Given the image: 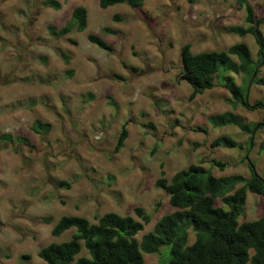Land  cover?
I'll return each instance as SVG.
<instances>
[{
	"label": "rangeland",
	"instance_id": "1",
	"mask_svg": "<svg viewBox=\"0 0 264 264\" xmlns=\"http://www.w3.org/2000/svg\"><path fill=\"white\" fill-rule=\"evenodd\" d=\"M46 1L0 0V264H47L39 252L76 233L73 228L52 235L65 216L93 224L109 212L139 219L135 209L142 207L152 222L141 239L176 210L156 186L162 164L168 180L201 160L210 168L214 159L227 163L224 171L213 167L216 176L250 177L249 161L264 176V153H259L264 126L247 154L249 134L231 125L216 128L209 118L233 111L245 122L263 123L264 110L234 107L221 84L190 101L192 87L182 78L185 43L195 54L245 43L258 61L254 37L230 32L247 26L238 0H145L138 9L125 4L102 9L100 0H55L59 10ZM250 2L257 19H264V0ZM79 6L88 11V28L52 35L50 27L60 30L71 23ZM104 28L118 34H103ZM260 29L264 33V22ZM91 33L113 50L92 44ZM232 75L244 84L243 74ZM250 97L251 103L264 100V86L253 85ZM35 121L50 123V132L35 133ZM123 128L129 136L116 153ZM6 135L25 137L30 145L5 141ZM220 136L241 148H213ZM61 182L72 186L60 188ZM216 205H223L220 199ZM261 217L264 196L248 192L239 222ZM194 240L190 232L189 244ZM161 251L167 257L166 248ZM144 257V264H160L163 258Z\"/></svg>",
	"mask_w": 264,
	"mask_h": 264
},
{
	"label": "trees",
	"instance_id": "2",
	"mask_svg": "<svg viewBox=\"0 0 264 264\" xmlns=\"http://www.w3.org/2000/svg\"><path fill=\"white\" fill-rule=\"evenodd\" d=\"M125 4L132 9L144 6L145 0H100V7ZM57 10L61 4L55 0L44 2ZM240 8L246 10V27H231L230 32L241 37L252 35L260 46L258 61L254 60L249 46L245 43L234 44L226 51H209L195 54L191 43L181 48L182 78L192 87L189 96L194 101L206 91L217 85L225 87L231 94L229 102L241 105L254 112L264 110V100L251 103L253 85L264 86V77H259L264 67V33L260 29L264 19H257L250 0H238ZM115 21L121 17L116 15ZM88 28V11L79 6L73 10L72 21L57 30L50 27L54 36L65 37L70 33L84 32ZM103 34L117 35L118 31L104 28ZM88 40L102 50L112 51L113 47L101 36L89 34ZM73 73H70L72 75ZM232 74H243V85H239ZM111 104L117 107L114 101ZM214 127L236 126L250 135L247 154L256 146L255 134L263 123H248L233 111L215 114L209 117ZM33 130L39 135H47L50 123L35 121ZM129 133L123 128L117 141L115 152L124 147ZM5 141L30 145L25 137L3 136ZM199 147V143L195 144ZM213 148L238 149L240 144L228 136H220L212 143ZM259 153H264V140L259 145ZM210 168L201 160L175 173L171 180L165 177L164 165H161V178L156 186L164 189L169 202L176 210L163 215L155 224L154 230L138 238L145 227L152 222L150 214L142 207L135 209L139 219L132 215H120L115 212L104 214L93 224L79 216H65L52 230L55 237L75 228L72 239L62 244L52 243L39 252V257L47 264H144L145 254L162 255L160 264H264V217L255 221L240 223L238 218L244 215L248 201V192L264 196V176L257 172L254 162L248 163L251 176L240 174L216 176L213 167L224 171L227 163L212 160ZM60 188H71V183L61 182ZM220 199L222 206H217ZM50 219H46L49 222ZM190 232L195 240L189 244ZM166 248L162 253L161 249Z\"/></svg>",
	"mask_w": 264,
	"mask_h": 264
}]
</instances>
